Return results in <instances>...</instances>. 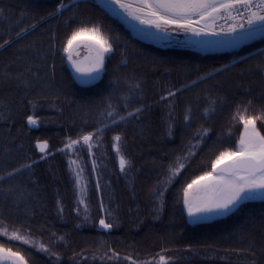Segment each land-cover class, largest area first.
<instances>
[{
	"label": "trees",
	"instance_id": "16d2710c",
	"mask_svg": "<svg viewBox=\"0 0 264 264\" xmlns=\"http://www.w3.org/2000/svg\"><path fill=\"white\" fill-rule=\"evenodd\" d=\"M58 3L0 0V45L10 41L0 47V221L51 251L4 237L0 243L20 251L28 264H132L158 259L162 249L171 264H264V200H248L204 224L191 223L182 203L186 184L238 143L237 106L256 115L264 106V37L207 52L189 43L161 46L137 36L99 0H81L75 16L49 15ZM81 20L99 24L115 41L106 71L89 87L78 83L62 48ZM21 28L27 32L17 37ZM224 65L226 71H213ZM137 82L125 107L128 87ZM170 90L174 97L167 96ZM108 98L121 115L143 111L100 135L105 142L121 136L134 179L130 187L118 169L111 174L115 192L106 197V222L113 227L105 231L95 192L90 216L78 211L68 154L60 149L68 137L100 126ZM29 115L38 118L37 128L28 125ZM38 139L48 140L52 152L43 160ZM178 161L184 168L167 185L161 207L157 190ZM13 169L20 171L9 178Z\"/></svg>",
	"mask_w": 264,
	"mask_h": 264
},
{
	"label": "snow or ice",
	"instance_id": "6c2138e0",
	"mask_svg": "<svg viewBox=\"0 0 264 264\" xmlns=\"http://www.w3.org/2000/svg\"><path fill=\"white\" fill-rule=\"evenodd\" d=\"M107 7L114 12L117 9L122 10L127 16L145 26L140 31L146 35L168 38L173 33L191 34L194 38L193 43L204 48L235 47L258 35L264 37V0H107ZM78 8L79 3L76 0H69V3L59 0L56 9L49 15H63L65 11H72L75 16ZM219 21H224L225 24L220 25ZM26 32L27 29L21 28L16 35L20 37ZM85 36L88 37L87 47L91 55L87 61L74 59L73 46L80 37ZM52 40H55L54 34ZM9 43V40H5L0 47ZM114 43L115 41L102 30L99 24L87 20H81L66 37L62 48L68 54L67 60L71 62L72 68L77 74L76 79L81 84H91L102 76L106 71V58L115 54ZM227 69L228 65H224L213 71L219 72ZM212 74L208 73L207 77L210 78ZM139 87L138 82L129 85L128 95L123 98L125 107H127L129 98L139 90ZM175 95V91L167 92L168 97ZM214 103L212 102L210 107ZM248 105H251V101H248ZM142 111L141 106L121 115L111 99L108 98L103 109L98 113L100 126L94 127L91 131L81 130L76 139L68 137L60 151H69L75 155L77 146H86L90 151L94 142L99 143L100 135L107 128L135 118ZM233 118L238 119L243 125V134L238 143L234 147H225L219 151L212 162L211 171L197 176L182 189V203L191 223L195 224L214 217L227 216L238 209L244 201L256 198L264 199V132L261 131V128H264V106L256 115L248 114L247 106L238 105ZM185 119L187 120L189 117L186 115ZM258 121H260L259 127ZM27 123L31 126H38L39 120L35 115H29ZM120 140V135L114 137L115 142ZM35 147L41 154V159L52 154L46 139H38L35 142ZM116 151L120 152L118 143ZM127 163L124 156L121 155L119 166L122 171ZM69 165L70 168L75 165L72 171L77 183L81 184L80 192L83 197L85 191L81 177L83 169L71 156ZM221 165L223 166L221 167ZM22 167L30 168L31 164ZM94 167L95 162H93ZM183 168L184 164L179 161L175 167H170L169 175L157 190V198L161 202V207L167 185ZM19 171L20 169H13L7 175L10 178ZM3 179L4 177H0V181ZM97 187H99L98 180ZM85 207H87L86 204ZM101 207H103L102 203ZM99 226L101 229H111L113 224L101 218ZM0 237L8 238L9 242L23 241L25 244L30 242L16 228L9 232L3 221H0ZM32 243L35 246V242ZM38 246L42 251H51L43 243ZM113 255L118 256L119 254L113 253ZM171 261L172 258L168 257L165 250L162 249L158 254V259L153 257L152 260L132 261V264H171ZM0 264H28V260L20 251H14L12 247L0 243Z\"/></svg>",
	"mask_w": 264,
	"mask_h": 264
},
{
	"label": "rangeland",
	"instance_id": "374dc122",
	"mask_svg": "<svg viewBox=\"0 0 264 264\" xmlns=\"http://www.w3.org/2000/svg\"><path fill=\"white\" fill-rule=\"evenodd\" d=\"M99 1L100 2L103 1V3H105L104 0H99ZM104 6H107V4H105ZM153 31H155V30L153 29ZM141 35L139 37H141V38L146 37L152 43L154 42V43L161 45V46H164L165 44H175V43L181 44V43L187 42L186 41V37H187L186 34L181 35L180 33H174L168 38H163L162 36H149V35H146L144 33L142 36ZM181 36L183 38H185V39H183V41H182ZM87 42H88V37L85 36V37H80L78 39V41L74 44V46H73L74 47V52H73V58L74 59L87 61V59L90 56V54L85 56L86 52L84 50H85V48L87 49V47H86ZM200 49L204 52H207V51L229 50V49H234V47H213V48H204L203 47ZM68 64H69L71 71L74 74H76L72 68V64L70 61H68ZM38 126H31V127L37 128ZM117 143L119 144V148H120L119 153H117V151L115 150V148L117 147ZM123 150L124 149L122 147V141L121 140L119 142H115L114 139H112L109 142H105L103 140V138L100 137L99 143L94 142L93 147L91 148L90 151L88 150V148L86 146H83V147L77 146L75 155H73L69 151H65L68 154L67 155L68 163H69V157L71 156V158L73 160H76L77 163H79L83 169V171L81 173V177H82L83 186H84L85 191H84L83 197H81V192H80L81 184L77 183L74 172L72 171V168H75V165H72L71 168L69 165V170L72 174L71 177H72V181H73V190L76 193V201H75L76 206H78V211L82 215L84 214L83 215L84 217H89L91 214L90 196H91V194L93 195V193L95 192L97 194V196L99 197L100 202L103 204V207H101L102 208L101 210L104 214V219L106 220V217H107L106 201L109 202L108 198H111L113 192H115V189H113V187H114L113 186V179L111 177V174L115 171V169H118L120 174L126 179V183H128V185L130 187H133L134 179L132 177L131 171L128 168L130 166V161H129V158L124 155ZM121 155H123L124 158L126 159V161L128 162L123 171L119 170V168H118L119 158ZM46 158H43V159H46ZM111 158H114V159H111ZM43 159H41V160H43ZM93 162H95L94 168H93ZM97 180L99 181V187H97ZM116 190L118 191V189H116ZM107 196H108V198H106ZM81 200H83V202H81ZM244 202H246V201H244ZM85 204L87 205V207H85ZM59 210H61V207H59ZM186 217L190 221V219L188 218V215H187V211H186ZM217 218H225V216L217 217ZM8 229H9V232H11L12 229H10V228H8ZM103 230L107 231L109 229H103ZM22 234L25 235L30 242L28 244H25L23 241H16V242H20V243H23L25 245H28V246H31V247H34V248L40 250V248L38 246L40 243H42L40 240H38L35 237H32L28 234H25V233H22ZM32 242H35V246H33ZM46 252H49V251H46Z\"/></svg>",
	"mask_w": 264,
	"mask_h": 264
},
{
	"label": "crops",
	"instance_id": "0c3cea01",
	"mask_svg": "<svg viewBox=\"0 0 264 264\" xmlns=\"http://www.w3.org/2000/svg\"><path fill=\"white\" fill-rule=\"evenodd\" d=\"M104 2L105 3H103V1L101 2L102 4H107V0H104ZM106 8H109V7H107V6H105ZM110 9V8H109ZM111 10V9H110ZM112 11V10H111ZM115 15H117L119 18H122L126 23H127V25L129 26V28H132L133 30H134V32L136 33V35L137 36H140L141 34L143 35V32L142 31H140V29L142 28V27H145V26H142V25H140L139 24V22L138 21H135V20H133L131 17H129V16H127L122 10H118L117 9V11L116 12H114V11H112ZM174 34V33H173ZM181 35L182 34H184V33H180ZM141 35V36H142ZM186 41L187 42H185V43H189V44H192V45H194L195 47L197 46V47H200V48H203V47H201V46H198V45H196V44H194L193 43V37L191 36V34H186ZM261 36H256L254 39H258V38H260ZM181 38H182V41H183V39H185V38H183L182 36H181ZM254 39H251V40H254ZM251 40H247V41H245V42H243V43H241V44H239V45H237L236 47H234V48H237V47H239V46H241L242 44H244V43H247V42H250ZM185 43H183V44H185Z\"/></svg>",
	"mask_w": 264,
	"mask_h": 264
},
{
	"label": "water",
	"instance_id": "95a60500",
	"mask_svg": "<svg viewBox=\"0 0 264 264\" xmlns=\"http://www.w3.org/2000/svg\"><path fill=\"white\" fill-rule=\"evenodd\" d=\"M80 0H76V2H79ZM29 32V31H28ZM86 47H87V44H86ZM87 51L89 52V50H88V47H87ZM75 75H77V74H75ZM101 79V77H99L96 81H94V82H92L91 84H81L78 80V83L81 85V86H85V87H89L90 85H95V84H97V82H99V80ZM115 150H116V148H115ZM223 165H221V167H222ZM120 167V166H119ZM260 199V198H259ZM261 200H264V199H261ZM215 219H217V217H214V218H212V219H209V220H206V221H202V222H199V223H208V222H212V221H214Z\"/></svg>",
	"mask_w": 264,
	"mask_h": 264
},
{
	"label": "flooded vegetation",
	"instance_id": "af4514ba",
	"mask_svg": "<svg viewBox=\"0 0 264 264\" xmlns=\"http://www.w3.org/2000/svg\"><path fill=\"white\" fill-rule=\"evenodd\" d=\"M80 1H81V0H80ZM80 1H79V2H80ZM84 51L86 52V53H85V56H87V55H89V54L91 55V53H90V52H88L86 48H85V50H84Z\"/></svg>",
	"mask_w": 264,
	"mask_h": 264
},
{
	"label": "built area",
	"instance_id": "2783aa9c",
	"mask_svg": "<svg viewBox=\"0 0 264 264\" xmlns=\"http://www.w3.org/2000/svg\"><path fill=\"white\" fill-rule=\"evenodd\" d=\"M218 23H219L220 25H224V24H225L224 21H219Z\"/></svg>",
	"mask_w": 264,
	"mask_h": 264
}]
</instances>
